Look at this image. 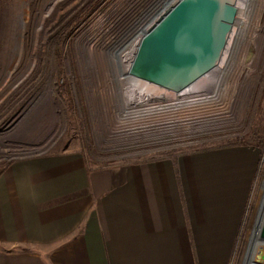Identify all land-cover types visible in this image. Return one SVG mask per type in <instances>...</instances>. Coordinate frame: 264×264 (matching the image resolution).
Instances as JSON below:
<instances>
[{
  "label": "crops",
  "instance_id": "0c3cea01",
  "mask_svg": "<svg viewBox=\"0 0 264 264\" xmlns=\"http://www.w3.org/2000/svg\"><path fill=\"white\" fill-rule=\"evenodd\" d=\"M254 147L98 166L58 152L0 166V264H231Z\"/></svg>",
  "mask_w": 264,
  "mask_h": 264
},
{
  "label": "rangeland",
  "instance_id": "374dc122",
  "mask_svg": "<svg viewBox=\"0 0 264 264\" xmlns=\"http://www.w3.org/2000/svg\"><path fill=\"white\" fill-rule=\"evenodd\" d=\"M133 1L0 0V166L65 151L81 152L91 163L104 166L235 144L254 147L259 151V167L231 263L243 264L264 200V29L259 43H251L245 54L251 68L240 80L248 72L252 77L238 86L231 113L226 106H213L209 120L203 122L210 124L192 125L197 131L191 138L155 149L114 151L99 141L103 131H98V112L106 102L94 96L105 76L96 71L95 63L103 66L100 57H91L88 48L100 32L109 33L108 27L125 15L122 7ZM247 3L249 8L255 4ZM257 7L252 17L260 12L259 24L264 27V6L262 11ZM213 82L219 84L218 79ZM209 96L218 98L214 91ZM250 248L247 264L256 260L259 243Z\"/></svg>",
  "mask_w": 264,
  "mask_h": 264
},
{
  "label": "bare ground",
  "instance_id": "6f19581e",
  "mask_svg": "<svg viewBox=\"0 0 264 264\" xmlns=\"http://www.w3.org/2000/svg\"><path fill=\"white\" fill-rule=\"evenodd\" d=\"M148 1L152 3L153 14L148 13L150 16L144 18L139 22L140 25L133 29L132 25H129L132 22L134 23L143 14V10L140 12L139 7V11L135 12L138 14L137 17L135 16L134 20H126L129 18V11L133 10L132 7L135 4L137 6L140 3H147ZM174 1L176 0H166L163 2L161 0H134V4L124 9L123 14L125 16L128 14V17L126 19L123 17L114 26L110 25L107 29L109 33L106 32L107 34L104 33V36H97L88 48L91 57H100L103 66L95 63L97 67L96 71H99V74L103 73L105 76L104 83L101 89H99L100 91L98 90L96 92L97 96H94L106 102L101 104L100 112H98L100 117L97 118L98 115H96L98 131H105L106 128L117 129L118 131L126 123H123V120L135 119L138 115L149 112L158 113L160 110H162L160 113L165 118L176 120L181 124H187L185 127L189 131V126L198 123V121H200L198 124H202L203 126L210 124V122L204 124V121L209 120L208 116L212 112L211 108L213 106H226L230 113L232 112L230 109L231 107L233 108L235 99H237L238 86L243 81L249 80L252 77L251 72H248L245 76L246 78L243 81L240 80L245 69L251 68V65L245 61V54L248 51L249 45L251 43H259V39L263 36L264 27L259 24L260 12H258L259 14L255 18L252 15L255 16L257 13H254L253 7L256 8L258 6L257 9L261 8L260 11H262L264 0H253L255 4L252 8L248 7L247 0H236V21L229 35L227 47L219 62L193 84L179 92L144 82L130 75V65L137 52L138 42L141 37L139 32H144L146 28L153 26ZM254 25L256 31L252 30L253 32H251V28ZM126 32H133L130 46H128L125 52L120 54L118 57L119 62L115 65V53L111 51L109 54L108 48L116 41H119L122 36L125 37ZM217 79L219 80V84L215 82V85H213V81ZM213 91L218 98L207 99ZM204 92L209 93L204 96L201 94ZM222 96L224 97L223 99H221ZM202 99L207 100L202 101ZM167 109L169 112L165 115ZM229 111L227 115H229Z\"/></svg>",
  "mask_w": 264,
  "mask_h": 264
},
{
  "label": "water",
  "instance_id": "95a60500",
  "mask_svg": "<svg viewBox=\"0 0 264 264\" xmlns=\"http://www.w3.org/2000/svg\"><path fill=\"white\" fill-rule=\"evenodd\" d=\"M236 17V0L174 1L147 29L130 75L174 92L183 90L219 62ZM258 243L256 260L248 264H264V200L243 264H247L251 245Z\"/></svg>",
  "mask_w": 264,
  "mask_h": 264
},
{
  "label": "built area",
  "instance_id": "2783aa9c",
  "mask_svg": "<svg viewBox=\"0 0 264 264\" xmlns=\"http://www.w3.org/2000/svg\"><path fill=\"white\" fill-rule=\"evenodd\" d=\"M132 4H134V1L131 2L128 6H123L121 13H123L124 9L130 7ZM138 7L140 12L143 10V14L132 24V28H137L139 26V22H141L144 18L149 17L148 14L151 10H153L152 3H140L138 4ZM137 6L136 4L132 7L133 10L129 11V18L126 19L127 16H122L120 14V18L116 20H120L123 17H125L126 20H134L135 16L137 17L138 14L135 12L139 11L138 9H135ZM131 10V9H130ZM124 20V19H123ZM149 28V27H148ZM144 30V32H139L141 37L140 41L138 42V45H140L142 38L144 37L147 29ZM104 32H100V36L103 35ZM133 32H126L125 37L122 36L119 41H116L112 46H109V54L110 52H114V62L115 65L119 62V56L122 52H125V50L130 46L131 38H132ZM96 35L95 37L99 36ZM94 37V38H95ZM93 38V39H94ZM125 41V42H124ZM93 43V42H92ZM111 47V48H110ZM139 47V46H138ZM116 48V49H115ZM115 49V51H114ZM138 49V48H137ZM116 50H118L116 52ZM136 55V54H135ZM134 60V58H133ZM133 60L131 62V65L133 63ZM130 65V69H131ZM146 82V81H144ZM149 83V82H148ZM117 84V82H116ZM215 107V106H214ZM218 107V106H217ZM162 110L158 111V113H152L149 112L147 114L138 115L135 119L130 118L129 120H123V123L125 125L121 126L118 131L117 129H111V128H104L105 131L101 132V136L99 141L104 144L105 148H110L114 151L121 148H138L141 150L145 149H155L158 148L160 145L169 144L171 142H180L182 140L191 138L193 136V133L197 131L196 128L189 126L190 130H186L185 125L187 124H181L173 119H167L164 117L162 113H160ZM216 111V110H215ZM168 109L166 110V114H168ZM133 125H135L133 127ZM199 129V128H197ZM203 132V131H202ZM116 145L123 146V147H115ZM109 146V147H107ZM156 150H162V149H156ZM142 154H147V151H142Z\"/></svg>",
  "mask_w": 264,
  "mask_h": 264
},
{
  "label": "flooded vegetation",
  "instance_id": "af4514ba",
  "mask_svg": "<svg viewBox=\"0 0 264 264\" xmlns=\"http://www.w3.org/2000/svg\"><path fill=\"white\" fill-rule=\"evenodd\" d=\"M163 1H166V0H161V2H163ZM154 10H151L150 12H149V14H153L152 12H153Z\"/></svg>",
  "mask_w": 264,
  "mask_h": 264
},
{
  "label": "trees",
  "instance_id": "16d2710c",
  "mask_svg": "<svg viewBox=\"0 0 264 264\" xmlns=\"http://www.w3.org/2000/svg\"><path fill=\"white\" fill-rule=\"evenodd\" d=\"M236 145V144H235Z\"/></svg>",
  "mask_w": 264,
  "mask_h": 264
}]
</instances>
